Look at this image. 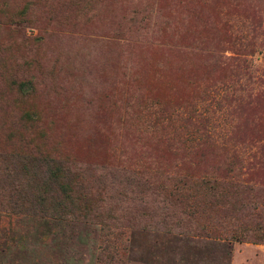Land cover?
Returning a JSON list of instances; mask_svg holds the SVG:
<instances>
[{
    "label": "rangeland",
    "instance_id": "374dc122",
    "mask_svg": "<svg viewBox=\"0 0 264 264\" xmlns=\"http://www.w3.org/2000/svg\"><path fill=\"white\" fill-rule=\"evenodd\" d=\"M261 31L264 0H0V154L66 159L102 217L0 208V264H108L111 254L112 264H264V242L198 235L159 194L181 175L227 173L252 190L225 198L239 201L226 229L254 220L246 214L264 195ZM244 45L249 78L233 80L219 107L199 103L201 91L230 78L212 55ZM189 103L207 117L211 145L183 142L194 130L182 119ZM231 155L238 166L227 165ZM120 168L152 185L127 183ZM11 180L0 177L3 203ZM208 201L197 223L215 221ZM257 207L264 226V200Z\"/></svg>",
    "mask_w": 264,
    "mask_h": 264
},
{
    "label": "trees",
    "instance_id": "16d2710c",
    "mask_svg": "<svg viewBox=\"0 0 264 264\" xmlns=\"http://www.w3.org/2000/svg\"><path fill=\"white\" fill-rule=\"evenodd\" d=\"M260 34L264 41V31H261ZM248 46L244 45L241 48L237 46L233 56H223L220 53L212 55L214 68L219 72L228 71L230 76L227 77L230 78L219 81L208 90L201 91L198 97L199 103L206 99L208 102L206 105L219 107L220 99L225 98L224 89L230 87L233 80L249 78V62L244 57H239L249 50ZM24 86L25 83L19 82V88L22 89ZM232 97L233 95H228L226 98L229 101ZM237 102L233 103L234 107ZM185 110L187 114L182 119L187 124H192L190 127L194 126V130L184 132L183 142L188 144V141H200L211 145L205 129L207 117L198 110L197 103H189ZM24 116L28 118L29 115L25 114ZM166 118L170 119V116ZM198 125L203 129L197 128ZM234 163L238 166V160L231 155L227 165ZM120 172L125 178H130L126 180L127 183H134L136 187L149 188L152 185V181L147 178L149 176L141 171V175L133 171L127 173L122 168H120ZM213 176L209 178L205 175L198 177L181 175L169 188L160 187L159 194L163 193L164 195L162 197L163 208L169 209L172 206L180 208V214L187 223L186 227L193 229L194 233L198 235L224 239L227 237V239L235 241L252 243L264 242V226L257 221L260 218L257 204L260 205L263 202L264 195L261 201H255L250 206L252 211L246 214L248 217H254L251 223L245 224L241 230L226 229L227 226L232 225L229 217L236 216L234 212L238 209L239 201L234 202L237 197L232 200L225 198H234L239 191H250L252 187L247 182L240 183L237 180H230L231 175L227 173ZM0 177L3 181L9 177L12 178L6 183L10 189L5 195V202L3 203V197L0 198L2 210L34 216L95 222L100 220L102 222L97 206L100 203L95 200L92 186L87 184L80 169L73 168L66 159L48 156L36 149L26 150L21 154L2 151L0 154ZM205 196L209 197L208 204L210 202L215 216V221L209 224L196 222L198 211L204 212L208 208L204 203ZM220 218L223 219L219 221ZM235 225L236 223L232 226ZM111 256L112 254L109 256L108 264H112L111 260L114 256L110 258Z\"/></svg>",
    "mask_w": 264,
    "mask_h": 264
}]
</instances>
